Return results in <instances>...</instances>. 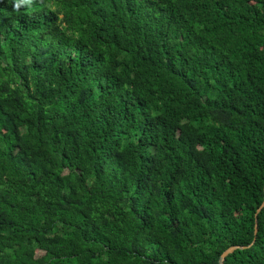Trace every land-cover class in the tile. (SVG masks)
I'll use <instances>...</instances> for the list:
<instances>
[{
	"label": "trees",
	"instance_id": "obj_1",
	"mask_svg": "<svg viewBox=\"0 0 264 264\" xmlns=\"http://www.w3.org/2000/svg\"><path fill=\"white\" fill-rule=\"evenodd\" d=\"M263 200L264 0H0V264H264Z\"/></svg>",
	"mask_w": 264,
	"mask_h": 264
},
{
	"label": "water",
	"instance_id": "obj_2",
	"mask_svg": "<svg viewBox=\"0 0 264 264\" xmlns=\"http://www.w3.org/2000/svg\"><path fill=\"white\" fill-rule=\"evenodd\" d=\"M263 207H264V200H263L262 204L258 207L257 212H256L255 234H256L257 231H258V227H257V224H258V213L261 211V209H262ZM244 247H246V246H240V245H233V246H230L229 248H227V249L223 252V254H222V260H224V259L226 258V256H227L229 253L233 252L236 248H244ZM221 264H223V262H222Z\"/></svg>",
	"mask_w": 264,
	"mask_h": 264
}]
</instances>
